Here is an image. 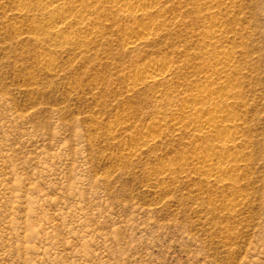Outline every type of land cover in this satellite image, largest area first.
Here are the masks:
<instances>
[{
    "label": "rangeland",
    "instance_id": "1",
    "mask_svg": "<svg viewBox=\"0 0 264 264\" xmlns=\"http://www.w3.org/2000/svg\"><path fill=\"white\" fill-rule=\"evenodd\" d=\"M46 1L0 0V264H264V0Z\"/></svg>",
    "mask_w": 264,
    "mask_h": 264
},
{
    "label": "bare ground",
    "instance_id": "2",
    "mask_svg": "<svg viewBox=\"0 0 264 264\" xmlns=\"http://www.w3.org/2000/svg\"><path fill=\"white\" fill-rule=\"evenodd\" d=\"M151 1L150 0H118V4L122 5L123 7L126 5H130L131 9L132 8L136 9V11L134 12L136 17H138V15L140 17L141 16L147 17L149 11L146 10V8H147V5L150 7V5H149L150 3L148 4V2H151ZM71 3L72 2L70 0H48V1H46V4L44 5V10L47 13L49 12L50 17L52 19V21H49L50 24H47L48 25L47 27H48L50 33L57 35V36L62 34L63 25L66 24L67 21H70L72 18V16L65 10V9H67L66 7L71 6ZM69 18H70V20H68ZM73 21H75V22L77 21L78 23L82 22L83 16L77 15V16L73 17ZM137 32L139 34H141L143 38H146V37L152 35L153 31H152V27L145 26V27L138 28ZM136 42L137 41L132 40L129 43V45L135 46ZM168 73L169 72L165 68L164 64H161L159 62L150 63L145 68L143 73L139 75V78H138L139 85L162 83L166 80V76ZM230 92H227L223 95L224 100L233 99L234 96L232 97L231 96L232 94ZM191 97L196 102L207 103V102L213 101L214 93H212V92H201V93H197L195 95H192ZM193 109L194 108H191V110H193ZM225 116H226V114H225L224 109H222L221 106H215L212 109L211 114L208 118L203 119V118L196 117L194 122L197 123L198 131L200 132L201 135H215V134L218 135V133H220L223 130H226L229 126L228 122L226 120H224ZM158 128H159V122L152 123V125L150 126V129L152 130V132H153V130H157ZM229 137L226 140L224 139V142H221L220 147L224 150L228 149L229 146L231 145V143H234L236 136L235 137L231 136L230 138ZM226 138H227V136H226ZM151 142H152V140H147V141H145V145H148ZM206 166L208 167V169L210 171H213V172L219 173V174L226 172L228 169V167L224 164H219V163L214 164L212 162L208 163Z\"/></svg>",
    "mask_w": 264,
    "mask_h": 264
}]
</instances>
